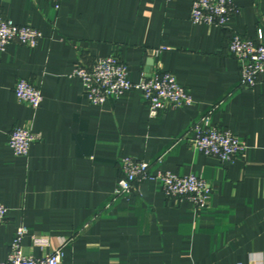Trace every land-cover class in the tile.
I'll list each match as a JSON object with an SVG mask.
<instances>
[{
	"label": "crops",
	"instance_id": "0c3cea01",
	"mask_svg": "<svg viewBox=\"0 0 264 264\" xmlns=\"http://www.w3.org/2000/svg\"><path fill=\"white\" fill-rule=\"evenodd\" d=\"M192 1L61 0L56 10L52 0H0L1 17L43 33L35 47L13 41L0 51V202L8 208L0 261L23 224L25 255L65 243L62 264H262L264 75L241 87L228 47L234 32L256 37L264 28V0H235L240 11L227 28L193 23ZM113 53L133 82L156 67L173 73L194 104L150 118L139 90L91 103L73 69ZM19 78L41 88L38 109L17 100ZM205 116L246 142L233 163L190 147V126ZM26 124L42 140L21 157L8 138ZM125 156L204 178L213 188L208 209L167 198L153 180L114 200Z\"/></svg>",
	"mask_w": 264,
	"mask_h": 264
},
{
	"label": "built area",
	"instance_id": "2783aa9c",
	"mask_svg": "<svg viewBox=\"0 0 264 264\" xmlns=\"http://www.w3.org/2000/svg\"><path fill=\"white\" fill-rule=\"evenodd\" d=\"M58 10L61 0H52ZM235 0H193L190 12L195 24L228 27L231 19L238 14ZM43 33L32 26L19 25L13 20L0 16V51L7 49L10 43L17 41L28 47L38 45ZM229 52L240 64V86L252 88L264 75V28L260 27L256 37H247L234 32L229 41ZM154 50L153 54H159ZM73 76L83 80L91 103L99 105L112 98H119L131 90L142 92L149 110V117L156 118L160 112L169 108L192 106L193 96L189 89L179 84L176 76L160 67L139 82L129 79L127 64L118 53L98 57L89 66L77 63ZM14 94L18 101L28 103L38 109L43 101L42 90L30 79L19 78L14 85ZM192 136L188 142L206 156L215 157L223 163H233L245 150L246 142L230 129L218 127L209 116L195 121L190 126ZM42 140V134L36 132L31 124L19 125L9 134L8 144L15 155L28 157L33 144ZM121 175L114 191V200L127 198L139 191L140 184L148 180L157 181L164 195L176 202L186 200L199 212L208 209L213 188L202 177L194 174H180L170 170H151V163L136 157L125 156L120 160ZM8 208L0 202V224L5 221ZM27 226L21 224L10 243L9 253L0 264H62L65 243L57 245L52 252L40 257L25 255L23 243L29 233ZM34 244L44 249L49 246L48 237L35 236ZM264 264V261L262 262Z\"/></svg>",
	"mask_w": 264,
	"mask_h": 264
}]
</instances>
